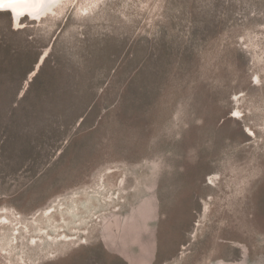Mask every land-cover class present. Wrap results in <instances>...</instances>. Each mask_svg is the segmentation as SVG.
I'll list each match as a JSON object with an SVG mask.
<instances>
[{"label": "rangeland", "instance_id": "374dc122", "mask_svg": "<svg viewBox=\"0 0 264 264\" xmlns=\"http://www.w3.org/2000/svg\"><path fill=\"white\" fill-rule=\"evenodd\" d=\"M9 17L0 93L17 106L42 71L29 118L0 127V264H264V0H60ZM66 89L74 122L47 96Z\"/></svg>", "mask_w": 264, "mask_h": 264}, {"label": "trees", "instance_id": "16d2710c", "mask_svg": "<svg viewBox=\"0 0 264 264\" xmlns=\"http://www.w3.org/2000/svg\"><path fill=\"white\" fill-rule=\"evenodd\" d=\"M8 14L10 15L9 12H8ZM9 19H11V18L9 17ZM8 29H9V32L11 34H19V32H20V31H16L13 28H11L10 25H8ZM28 43H29L28 41L24 40L21 42L20 46H23L26 49L25 51L27 52V56L29 57L32 49L30 48ZM12 51H13V45H11V44L1 45L0 44V61L4 60L3 63H5V64L0 65V69L3 68L4 71L10 70L11 67L13 69V65L10 63L12 61V58H11ZM21 57H23V55H21ZM35 60H36V58H35ZM27 61H29V58H25V59H24V57L20 58V61H18V62H20V65L15 66L16 70L20 71L22 73L23 77L27 74V72L29 70H31V68H28L29 66H27ZM7 64H9V67ZM25 64H26V66H25ZM41 71H42V69H40L38 74L35 75V77L32 79V81L30 82L29 87L27 89V92L23 95V98L16 104L17 106L12 107V105H10L12 101H10L8 98H4L3 95L0 93V127H2L3 124H6L10 121H14V120L18 119L19 115L14 114V112H13V111L17 110L18 108H21V117H23L25 119L29 118L26 116L27 105H25V104H28L26 100H27L30 92H32V89L34 88V86H36L37 84H40L41 80L39 77L40 76L39 73ZM50 76L52 77V83H55V84L58 83L59 84V82H58L59 78L57 76V71L55 68L52 69ZM6 81L7 80H0V83L5 84ZM52 86H54V85H52ZM54 87H56V86H54ZM53 91H58V90H53ZM53 91L48 92L47 96L50 97L52 99V101L57 102V106H54V108H56V110H55L56 114L55 115H59V116H57L58 117L57 119L61 118L59 120H62L65 118L71 122H74L76 120V118H78L79 116H82V114L85 115L83 113V106L79 107L80 104H78V100H76V98L79 97V95L75 90L66 89L65 92H60L61 94H56V92H53ZM85 95H87V94H85ZM39 97H40L39 91H38V89L35 88L33 90L32 98L30 100V103H31V104H29L30 107H32V108L36 107V105H37L36 102H38ZM44 97H46V96L43 93L42 98L44 99ZM86 97H88V98L84 99L85 102L83 104L85 106L91 103V96L89 97V95H88ZM4 105H6L7 110H8L6 112L3 109ZM61 111L68 113V115H63V116L61 115L60 116ZM16 115H18V116H16ZM31 116L34 117L35 115L32 114ZM85 117L86 116H84L83 120H85ZM3 135H4V139L0 140V141H5L4 143H1L4 145H0V149H1L2 153L5 152L7 145L9 143V135H12V134L8 133V132H4ZM30 139H31V137L29 138L28 141H30ZM122 263L126 264V262L124 260H122Z\"/></svg>", "mask_w": 264, "mask_h": 264}, {"label": "bare ground", "instance_id": "6f19581e", "mask_svg": "<svg viewBox=\"0 0 264 264\" xmlns=\"http://www.w3.org/2000/svg\"><path fill=\"white\" fill-rule=\"evenodd\" d=\"M59 2L60 0H31V2L29 0H0V10H9L8 12L11 10L14 21H17L22 14L24 16L29 14L31 17L39 18L49 12L51 13Z\"/></svg>", "mask_w": 264, "mask_h": 264}, {"label": "water", "instance_id": "95a60500", "mask_svg": "<svg viewBox=\"0 0 264 264\" xmlns=\"http://www.w3.org/2000/svg\"><path fill=\"white\" fill-rule=\"evenodd\" d=\"M29 2H31V0H29ZM6 10V9H5ZM0 11H2V10H0ZM9 11V10H8ZM7 10H6V12H8ZM10 15H11V19H12V21H13V23H14V16H13V13L11 12V10H10ZM44 16V15H43ZM43 16H41V17H43ZM24 17H28V18H30V19H33V20H37V19H40L41 17H39V18H36V17H31L29 14H27V16H24V14H22L19 18H18V20H17V22H20V20H21V18H24ZM14 25H18V24H14ZM40 62H41V59H40ZM39 62V63H40Z\"/></svg>", "mask_w": 264, "mask_h": 264}]
</instances>
